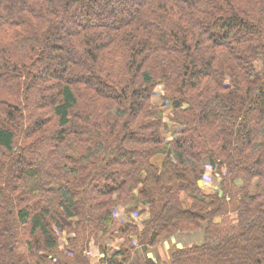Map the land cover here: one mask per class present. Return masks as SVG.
Returning <instances> with one entry per match:
<instances>
[{"label":"trees","instance_id":"16d2710c","mask_svg":"<svg viewBox=\"0 0 264 264\" xmlns=\"http://www.w3.org/2000/svg\"><path fill=\"white\" fill-rule=\"evenodd\" d=\"M123 205L134 247L204 231L150 264H264V0H0V264Z\"/></svg>","mask_w":264,"mask_h":264},{"label":"rangeland","instance_id":"374dc122","mask_svg":"<svg viewBox=\"0 0 264 264\" xmlns=\"http://www.w3.org/2000/svg\"><path fill=\"white\" fill-rule=\"evenodd\" d=\"M162 85H157L156 88L154 89V97L153 99L155 102H164L162 98ZM171 108H167L166 110V127L169 128L168 135L171 137V134L174 133L175 128L174 126L176 125L175 119L173 118L172 114L173 111L170 110ZM23 143V139H18L17 140V145H16V152H19L18 149H20L21 144ZM34 150V149H33ZM161 158H158L160 160ZM218 171L217 169H210L206 173L204 179L201 181V186L205 190H210V189H215L216 187V179H217ZM120 214H122V219L117 218L115 215L113 217V223L109 225L108 232L106 234L100 235L98 234L97 236H92V230L84 232L86 233L85 236H83L82 231L78 233L77 231V225L75 220L72 223V229L69 228H64V229H58L55 228L56 235H57V241H58V247L56 248V251L49 252L45 250L44 248H41L39 251L40 255H46L48 258L47 264H105L106 260L103 259V254L102 251L106 250L109 255H113L115 251H119L123 246L127 247L133 246L132 242L130 240V235L131 232L128 234H125L121 231V229L124 228V226L128 225V223L132 225H137L141 228V222H142V217L139 216V218H135V215L137 213V209L134 207H128V206H121L120 209ZM120 219V220H119ZM123 219H125V223H123ZM203 231V230H202ZM197 232V231H196ZM195 232H192V234ZM204 234V231H203ZM79 235V236H77ZM191 235H186V237H190ZM93 237V238H92ZM78 238L80 243L78 244V247L81 249V255L76 257L77 251L76 248L75 250L71 249L73 246L72 239ZM125 242V244H124ZM165 242V241H164ZM162 242L163 246L165 243ZM135 243V242H134ZM164 243V244H163ZM159 244L153 245V246H148L149 247H158ZM140 245L136 242L135 247L133 246L132 250V256L130 260L125 263L128 264L131 261H133L135 255L137 256L138 248ZM150 258V257H147ZM155 258V259H154ZM151 261L157 263L156 257H154ZM78 259V260H77Z\"/></svg>","mask_w":264,"mask_h":264},{"label":"crops","instance_id":"0c3cea01","mask_svg":"<svg viewBox=\"0 0 264 264\" xmlns=\"http://www.w3.org/2000/svg\"><path fill=\"white\" fill-rule=\"evenodd\" d=\"M204 240L203 231H197L193 233L190 237H186L183 234L176 235L168 240H166L163 246L159 244L158 247H149L147 249H142V247L138 248L137 256L135 255L133 261L128 264H150L151 260L156 257V261L161 263L165 259H167L171 253V251L176 247H185L192 243H202ZM163 243V244H164ZM150 257V258H147ZM155 259V258H154Z\"/></svg>","mask_w":264,"mask_h":264},{"label":"built area","instance_id":"2783aa9c","mask_svg":"<svg viewBox=\"0 0 264 264\" xmlns=\"http://www.w3.org/2000/svg\"><path fill=\"white\" fill-rule=\"evenodd\" d=\"M118 218H121L122 219V214H120V211L118 212ZM135 218H137V215H135Z\"/></svg>","mask_w":264,"mask_h":264}]
</instances>
